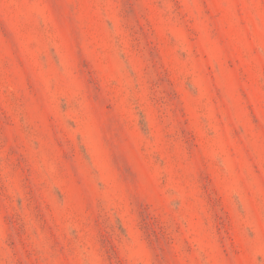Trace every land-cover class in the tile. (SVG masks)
<instances>
[{
  "label": "rangeland",
  "instance_id": "rangeland-1",
  "mask_svg": "<svg viewBox=\"0 0 264 264\" xmlns=\"http://www.w3.org/2000/svg\"><path fill=\"white\" fill-rule=\"evenodd\" d=\"M0 264H264V0H0Z\"/></svg>",
  "mask_w": 264,
  "mask_h": 264
}]
</instances>
